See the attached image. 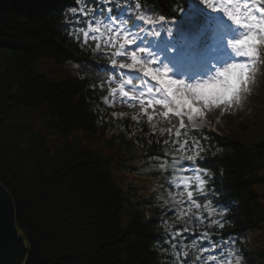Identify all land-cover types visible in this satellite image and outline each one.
I'll use <instances>...</instances> for the list:
<instances>
[{"label":"trees","instance_id":"trees-1","mask_svg":"<svg viewBox=\"0 0 264 264\" xmlns=\"http://www.w3.org/2000/svg\"><path fill=\"white\" fill-rule=\"evenodd\" d=\"M142 1L148 20L154 14L167 18L179 0ZM75 2L0 0V181L28 246L23 264H176L177 251L192 244L189 237L208 227L197 224L195 209L178 219L179 209L167 210L153 193L137 198L141 182L123 179L121 171L152 169L153 181H161L155 162H163L175 167L171 178L191 176L180 169L190 162L177 149L185 140L191 147L194 137L206 149L201 166L211 174L208 199L228 221L211 229L212 240H197L196 249L223 237L244 264H264V109L245 93L227 113L230 121L240 117V134L192 130L185 119L188 135L177 140L179 118L169 121L148 109L150 122L138 104L110 91L118 77L93 62L112 53L98 52L95 39L85 42L87 22L83 30L66 26ZM42 57L52 58L51 70L43 69ZM255 98L264 104V96ZM176 222L187 229L181 244L170 235Z\"/></svg>","mask_w":264,"mask_h":264},{"label":"snow or ice","instance_id":"snow-or-ice-1","mask_svg":"<svg viewBox=\"0 0 264 264\" xmlns=\"http://www.w3.org/2000/svg\"><path fill=\"white\" fill-rule=\"evenodd\" d=\"M199 4L219 14L218 19L221 23L216 24L215 28L220 30L221 42L226 40V46L218 48L219 55L213 56L210 61L199 64L194 70L187 69L179 75L173 74L174 70L169 67L170 61L165 56L174 53V48L165 43L159 31L144 30V22H137V17L129 13L128 8L131 4L120 7L115 4V0H76L65 21L66 26L71 25L73 29L81 30L87 22L90 31H83L85 42L89 36L101 32L103 27L108 36L105 46L116 47L118 44L113 55L129 61L123 62L122 59L118 64L117 59L111 60L113 69L115 70L118 64V69L122 72V76L119 77L122 79L119 86L121 99H127L130 103L138 100L141 113L145 115L148 109H152L154 112L159 110V116L169 121L172 118H179V128L175 129L177 140L182 134L188 135L189 129L185 117L191 129L197 130L206 123V110L220 109L222 114H227L233 106L239 105L243 94L248 93L254 84L260 64L264 63V0H237L235 6L229 4V7L224 9L217 8L210 3V0H199ZM188 8L189 5L179 9L181 17L188 19L191 15ZM237 33L239 38H236ZM69 34L77 35L75 31ZM171 36L172 33L169 31L168 37ZM229 48L231 53L228 52ZM213 59L226 66L215 68V75L209 76L213 71L211 67ZM229 59L233 62L229 63ZM205 76L208 78H199ZM201 89L210 91L202 93L198 91ZM110 91L115 93L117 90L112 88ZM132 119L136 120L137 117L133 116ZM147 119L151 122L153 115H147ZM181 130H184L183 133ZM172 131V128L168 129L169 133ZM161 134L163 135V130ZM177 150L182 153L181 159L190 162L188 168L181 165L182 170L193 173L191 176L180 177V182L175 184L176 188H183V191L178 193L180 199H176V195L170 193L174 209H179L175 211L177 218L193 214L195 209L193 215L196 221L202 223L207 219L209 229H223L228 222L225 219L226 211L219 208L213 200L208 199L212 195L208 191L211 174L207 168L201 166L203 161L201 154L206 149L201 141L194 137L191 147L189 141L185 140L180 143ZM189 151L192 154L183 155ZM169 187H172L171 183ZM201 199L205 201L203 204L199 202ZM185 205L186 207H181ZM192 218L193 216H189V219ZM183 232H187V229L176 231L171 239L175 240ZM189 238L192 239L190 247L195 249L197 240L208 241L211 234L206 231L199 237ZM172 247L175 249L176 244L173 243ZM209 248L214 253H220L218 256L209 253V264H226V258L227 264H232V252H223V245L218 241L200 243L201 255L195 257L187 251H182V255L186 258L183 264H188V261H192L193 264H203L202 254ZM235 264H241L239 255L235 257Z\"/></svg>","mask_w":264,"mask_h":264},{"label":"water","instance_id":"water-1","mask_svg":"<svg viewBox=\"0 0 264 264\" xmlns=\"http://www.w3.org/2000/svg\"><path fill=\"white\" fill-rule=\"evenodd\" d=\"M28 246L18 233L10 192L0 181V264H23Z\"/></svg>","mask_w":264,"mask_h":264},{"label":"rangeland","instance_id":"rangeland-1","mask_svg":"<svg viewBox=\"0 0 264 264\" xmlns=\"http://www.w3.org/2000/svg\"><path fill=\"white\" fill-rule=\"evenodd\" d=\"M229 53H231V49L229 50ZM219 54V53H217ZM52 58L50 57H42L40 64L43 67V69H50L51 65H52ZM229 63L233 62L232 60H228ZM225 64H222L221 67H225ZM39 72V71H38ZM215 75V74H214ZM212 75V76H214ZM257 85V89L256 90H252L250 89V91L246 94L247 97V101L252 104L254 107H258V108H262L264 109V104H261L255 100H257L255 98V96H264V76L255 83ZM202 93H207L208 91H210L209 89H201L198 90ZM243 114L246 115L248 118H252L254 116V112H250L248 109L243 111ZM232 118L235 117V112H232ZM205 120H206V124L208 126L209 130H214L215 132H217L218 134L222 135V136H229L231 134H240V130L236 128L235 124L238 123V120H240V117L238 119H234L233 121H230V119L227 118H221L219 116V113H206L205 112ZM235 138V137H234ZM238 139V138H235ZM123 179H131V180H142V186L145 187V189L141 190L142 192H145L147 189H150V184H151V180L150 177L148 175L145 176H140L131 172H125L123 173ZM261 236V235H259ZM260 244H264V242L262 240H259ZM232 263H235V259L232 260Z\"/></svg>","mask_w":264,"mask_h":264}]
</instances>
